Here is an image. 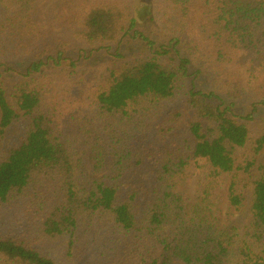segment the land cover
Here are the masks:
<instances>
[{
    "label": "trees",
    "instance_id": "trees-1",
    "mask_svg": "<svg viewBox=\"0 0 264 264\" xmlns=\"http://www.w3.org/2000/svg\"><path fill=\"white\" fill-rule=\"evenodd\" d=\"M137 1L54 0L69 35L46 40L39 0H0V214L29 221L0 264H264V0ZM242 68L246 91L219 86ZM250 185L249 223L222 225Z\"/></svg>",
    "mask_w": 264,
    "mask_h": 264
},
{
    "label": "rangeland",
    "instance_id": "rangeland-1",
    "mask_svg": "<svg viewBox=\"0 0 264 264\" xmlns=\"http://www.w3.org/2000/svg\"><path fill=\"white\" fill-rule=\"evenodd\" d=\"M52 1L54 0H39V2L37 3L38 9H39L38 16L44 22V38L46 40L52 37L51 35L52 33L63 32L65 35H69V31L67 30L69 26L66 28H61L59 26H51V24H49V17L54 16L55 14V12H50ZM137 2H138L137 3L138 7H140L141 5H144L146 6V8L152 10L154 14H156L157 7L155 6H157V4L159 5L162 4L163 0H154L155 3L152 2L151 0H140ZM139 16L141 17L140 19H138L140 22V26L147 27V29H149V25L146 22H144V20L142 19V16H143L142 12ZM152 37L154 38V36ZM89 51L90 50L86 48V52H89ZM122 51L125 54L127 53V51H129L128 56H132V55L135 56L137 54L135 45L124 44ZM20 57L22 59V62H17L15 66L18 67L19 70L24 71L26 66H28L30 63L29 60L32 59L31 58L32 53L22 52L19 58ZM109 62H110V57L105 51L103 50L97 51L93 54V56H91L90 60L87 62L86 69H89L92 72V74L94 73L95 79L99 80L100 77L104 74L105 68L108 67ZM237 72H238V76L235 75V71H233L232 69H226L223 72L222 77L220 78L221 83H219V86H225L227 85L226 84L227 81H231L234 84H239L241 88L246 91L247 90L246 87L248 85V79H249L248 72L244 68L238 70ZM231 74H234L233 79L230 77ZM63 85L64 87H62L61 85H57V90L60 92H64V90L66 89V86L68 85H66L64 81H63ZM193 85L195 88L200 89V90H209V89L217 90L216 86H214L216 85V83L215 84L213 83V79L209 74H202L198 76L197 80L194 81ZM218 93L220 92L218 91ZM220 95L225 96L222 93H220ZM244 96H249V95L245 94ZM223 98L226 101H230L225 97ZM251 101L252 100H247V101L240 100L236 102L238 103L239 106L241 107L243 106L244 109H247L248 103H250ZM150 169H152V166L147 165L145 169L137 175L136 179L139 181L148 180ZM255 176H256V171L253 173V178ZM186 188H187L189 196L191 197V199H193L195 196V178L194 177L188 183ZM252 190H253V187L250 185L247 191V194H246V197H247L246 210L244 211L243 214L230 215L227 213L226 208L223 207L222 214H221V224L222 225L229 226L231 224H234V225L243 226L249 223L251 219L249 209H250L251 199H252ZM10 212L14 214L13 209ZM2 214L3 215L0 214V236H19L21 233L23 234L27 233V230H26L27 222L26 221L28 220L22 221V222L12 221L9 215L7 216L6 213H2ZM54 257L55 259H57L59 264H69V263L64 262V259L61 256V252H56L54 254ZM87 258L88 256H82L75 264H91L92 261L88 260ZM172 264H183V263L180 261H174Z\"/></svg>",
    "mask_w": 264,
    "mask_h": 264
}]
</instances>
